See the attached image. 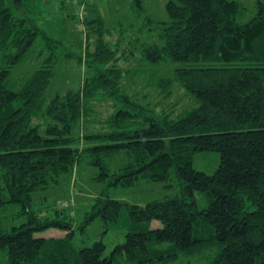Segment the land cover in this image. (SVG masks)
Masks as SVG:
<instances>
[{"label":"trees","instance_id":"1","mask_svg":"<svg viewBox=\"0 0 264 264\" xmlns=\"http://www.w3.org/2000/svg\"><path fill=\"white\" fill-rule=\"evenodd\" d=\"M129 4L136 16L143 13L144 0ZM165 8L168 21L145 19L160 43L145 46L140 59L159 70L171 66L170 74L150 73L166 95L176 82L195 97L197 105L176 119L155 115L121 88L126 71L96 10L99 19L87 17L82 28L84 57H76L87 75L78 89L46 99L56 43L63 40L43 27L34 0H0V249L7 264H167L214 243L219 251L209 264H264V0L254 1L246 21L238 0H167ZM39 39L46 56L19 88L11 87V68ZM108 99L107 128L88 129L94 102ZM79 124L81 134L74 132ZM209 150L219 153L215 171L195 169V153ZM117 154L124 161L112 165ZM81 164L95 167L93 179L105 188L165 181L172 171L180 191L144 205L126 203L133 229L104 255L102 239L72 243L75 228L58 208L50 217L33 206L37 192ZM105 190L78 227L96 216L117 220L123 202ZM197 193L207 201L202 209ZM8 204L24 215L19 225L7 224ZM50 228L65 233L35 235Z\"/></svg>","mask_w":264,"mask_h":264},{"label":"rangeland","instance_id":"2","mask_svg":"<svg viewBox=\"0 0 264 264\" xmlns=\"http://www.w3.org/2000/svg\"><path fill=\"white\" fill-rule=\"evenodd\" d=\"M34 1L38 5L37 14L42 19L43 27L49 33L54 34L56 38L63 40L56 43V54L59 58L54 65L53 76L45 90L46 99L80 87L84 76L87 75L85 65L79 63L76 58L79 55L84 57L82 44L85 36L82 28L86 27L87 17L95 18L99 13L104 25L111 30V34L105 35V38L112 45L116 44L118 47L117 62L126 71L121 80L123 90L147 106L155 115L165 112L172 119L186 114L197 105L195 97L185 91L179 83L173 82L170 86V95H166L162 89L149 81L152 71L157 77L162 74H170L172 72L170 65L161 64L158 68L162 70H159L157 66H152L140 59L141 51L145 46L160 43L157 36L158 30L148 21L146 24L145 19L148 17L159 22L168 21L169 15L165 8L167 0H144V11L139 17L130 7V0H78L77 4H75V0ZM238 1L245 6L242 20L250 19L254 14L255 0ZM81 2L83 5L87 4L86 9L83 8L84 11L79 6ZM96 18L99 19V16ZM121 27L125 31L122 37L117 31ZM42 45L43 43L39 39L29 55L11 68L8 78L11 87L19 88L26 75L39 67L46 56V52H42ZM65 53H72L73 56L66 57ZM112 109L110 100L95 101L88 115L87 128L106 129L104 121ZM77 127L74 132L79 134L85 130L83 124H79ZM81 139L79 145H86ZM114 160L112 165H120L124 158L117 154ZM218 162L219 153L209 150L195 153L192 165L195 169L213 173ZM96 172L95 167L86 164L74 165L70 173L60 177L57 185L37 192L33 206L41 214L50 217L55 214L52 213V208H58L59 212L65 213V220L72 222L75 228L72 243L78 247L88 246L94 241L102 239L106 246L104 255L110 254L114 245L123 242L126 232L133 229L126 203L144 205L153 200L173 197L180 191L178 178L172 171L165 181L139 180L131 187L107 188H105V183L93 179ZM103 189H106V193L111 198L123 202L117 220L106 221L101 216H96L87 227H78L82 219L92 212L93 204ZM196 199L199 209L207 205V201L201 193L196 194ZM18 210L19 206L7 205L5 220L8 225H19L25 220L24 215L17 214ZM202 227L207 230L205 225ZM195 228V233H197L198 225ZM64 233L58 229L50 228L44 232L35 233V235L62 236ZM208 234L205 232V236L208 237ZM218 251V244L206 245L197 252L180 255L176 261L167 264H209ZM0 264H7L6 253L2 249H0Z\"/></svg>","mask_w":264,"mask_h":264}]
</instances>
